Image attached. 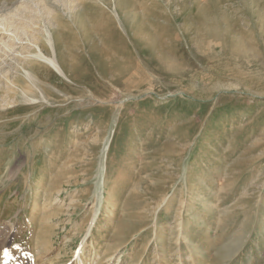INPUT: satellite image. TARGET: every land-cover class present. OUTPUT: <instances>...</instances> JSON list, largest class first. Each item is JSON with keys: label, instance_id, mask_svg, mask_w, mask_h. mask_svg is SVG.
Masks as SVG:
<instances>
[{"label": "rangeland", "instance_id": "obj_1", "mask_svg": "<svg viewBox=\"0 0 264 264\" xmlns=\"http://www.w3.org/2000/svg\"><path fill=\"white\" fill-rule=\"evenodd\" d=\"M81 1L0 0L10 79L48 19L74 39L46 97L0 80V264H264V0H128L122 76L86 40L118 0Z\"/></svg>", "mask_w": 264, "mask_h": 264}, {"label": "bare ground", "instance_id": "obj_2", "mask_svg": "<svg viewBox=\"0 0 264 264\" xmlns=\"http://www.w3.org/2000/svg\"><path fill=\"white\" fill-rule=\"evenodd\" d=\"M98 1H101V3H104L106 8L110 7L111 5L110 4L111 0H95L91 2V5H94L93 7H95L96 9H99V12L101 11L102 13H104L105 10L100 7V3ZM65 3L66 5L64 6L67 9L70 8V0H65ZM81 3L85 4L86 2L82 0ZM16 9H18V7ZM48 9L50 11H53L52 8L48 7ZM117 10L120 11L121 13L123 12V14L125 15L126 14L129 15L132 13L131 5L128 0H118L116 3V8L114 9L117 16H111L112 18L111 21L110 20L105 21L104 19L99 18V17H91L88 19L90 23L89 25L90 27H88V31H86L87 32L86 40L89 39L91 47L95 48L93 51V56L95 55L94 57L96 58L97 61H99L97 62V65L101 68V71L104 72L105 74H108V72L110 71L112 72L116 71V75L122 76V75L127 74L130 71L129 65H131V58H130L131 49L129 47L131 46L128 45V48L124 49V51H122L121 48L118 46L119 44L117 42L118 37H122V36L119 33H117L119 32L117 29L120 26L124 28V26H123V23L121 22L122 17ZM50 16L51 15H49V18ZM55 17L56 16L54 15L53 18ZM7 21H6V24H7ZM116 21L119 24V25L117 24L119 27L116 25ZM142 22L143 20L139 19V21L136 24L128 25L127 29H124L129 40L134 38V35H132L133 33L140 35L142 37L146 36L147 34L148 35L152 34L151 33L152 31L146 29V27L144 26V23ZM8 23L10 24L11 21H8ZM54 23L55 22L53 21L52 18H51V22H50V19H48V22L42 23L41 24L42 28L39 29L40 31H38V33H35V35L33 36L32 41H33L34 47L29 48L27 50V52L25 53V58L23 60L26 63L27 67L24 65L25 63H22L21 58L17 57L19 54H21V52L18 51L17 54L18 53L19 54L16 57L12 56L18 65L15 67L17 75H14L13 79H10L6 75L5 69L3 67L4 65L0 66V80L2 77L3 79H7V80L9 79L11 81L13 85L10 88H8V90L10 92H13V94L15 93L14 100L22 96L27 101H35L36 100L35 98H37L36 96H34V91L32 90L30 91L26 89L25 87L21 86L22 78H24V80L26 79L27 81H29L32 84V86L37 91L40 92V94L46 97L43 90L40 88L38 84L39 76L36 70L34 69V66L40 65V61L42 60L43 62L51 65L52 67L60 71L62 74L64 75L67 74V70L70 66L68 60L71 59L70 53L72 51L69 45H70V42L73 43L74 39L72 36H70L68 32L64 30L61 24L56 26ZM217 23L218 22H214V21L210 22L208 27H206L207 29H204L205 30L204 33H206L209 36H218V34L215 35L216 31L214 30L216 28L215 29L212 28V26L214 27V26L219 25ZM5 26L3 25L2 27H0V52L3 51V53L6 52V49H7V45L5 44V41L3 38H4V34H6V31L9 29L7 28V26L6 27ZM16 29H18V26L14 25L13 30L16 31ZM17 34L18 33L16 32V34L12 33L11 35L15 36ZM14 36L12 37L14 38ZM28 39L31 40V38L29 37ZM75 41L77 40L75 39ZM148 41L149 42L147 43L151 45L153 40L151 38L150 39L148 38ZM74 46H76L77 49L81 48V44L78 41L74 44ZM95 50L97 52H95ZM122 58H124V61L121 60ZM17 107H13V108H17ZM125 228L126 227H124L123 229ZM79 264H86V263L84 260H80Z\"/></svg>", "mask_w": 264, "mask_h": 264}]
</instances>
